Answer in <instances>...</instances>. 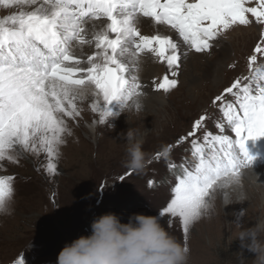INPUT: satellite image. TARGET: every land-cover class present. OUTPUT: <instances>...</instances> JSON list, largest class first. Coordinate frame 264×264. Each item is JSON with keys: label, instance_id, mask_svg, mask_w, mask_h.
I'll return each instance as SVG.
<instances>
[{"label": "snow or ice", "instance_id": "1", "mask_svg": "<svg viewBox=\"0 0 264 264\" xmlns=\"http://www.w3.org/2000/svg\"><path fill=\"white\" fill-rule=\"evenodd\" d=\"M251 4L253 0H0L9 10L0 17V168L4 161L17 163L25 154L43 153L47 173L57 175L60 147L72 134L66 118L81 116L80 103L91 98L90 109L100 124L114 115V102L120 110H139L140 97L146 95L137 75L142 58L166 65L153 87L168 93L176 88L175 77L190 51L210 52L218 37L236 25H260V40L248 57L249 74L237 77L212 101L222 114L216 124L219 134L204 131L199 136L208 119L201 115L176 141L190 144L196 163L191 168L168 165L181 171L160 215L178 218L189 250L190 225L204 215L217 191H224L227 201L225 190L240 185L243 170L254 159L247 142L264 137V64L258 63L264 60V0ZM144 20L151 34L141 31ZM226 128L233 135L224 134ZM172 147L157 152L156 159ZM14 179L0 175V206L12 200ZM13 264H24L21 255Z\"/></svg>", "mask_w": 264, "mask_h": 264}, {"label": "rangeland", "instance_id": "2", "mask_svg": "<svg viewBox=\"0 0 264 264\" xmlns=\"http://www.w3.org/2000/svg\"><path fill=\"white\" fill-rule=\"evenodd\" d=\"M249 6H255L254 0ZM0 13L5 16L9 10L0 8ZM261 30L262 26L255 23L248 26L236 25L219 36L228 43L227 55L222 56L219 47H213L210 52L205 53L192 51L200 54L201 62L206 59L214 64L223 58L218 63V71L210 79L200 82L201 87L196 89L190 88L185 80H178L176 88L168 93L163 92L167 102L162 107L155 100L150 90L151 85H148V90H143L146 95L140 97V109L129 107L133 113L132 119L141 123L143 118L148 119L160 111L159 119L162 121L154 128L147 125V122L141 126L142 129L139 126L135 129L137 138L139 134L142 135L143 149L151 157L143 172L136 173L123 166L126 142L121 129L125 125L120 119L127 108L120 110L119 106L115 107L114 115L109 117L108 122L91 139L78 127L76 121L69 119L72 122V127H69L72 134L67 137L70 141L65 140L64 147H60L62 152L57 162L58 174L55 176L47 173V159L43 153L39 156L25 154L17 163L4 161L0 175H11L15 179L14 196L9 202L12 214L0 215V264H13L18 255H21L24 264H56L58 253L64 245L81 235H89L94 217L107 212L121 216V221L125 223L133 213L157 216L165 229L184 244L183 228L178 218L160 215V210L171 198L176 175L181 171L179 167L169 170L168 165L173 163L179 166L183 163L191 168L196 163L191 155L190 144L185 141L177 145L176 141L192 130L193 122L201 115L208 117L203 128L216 120V124L219 122L222 114L212 101L237 77L249 74L248 57L260 40ZM258 63L264 64V60ZM143 106H147V109H143ZM86 115L90 117L89 113ZM208 130L219 134L216 125ZM230 132L226 128V134L233 135ZM203 134L202 129L199 136L202 137ZM256 140L262 142V145L257 146L253 140H249L247 145L252 146L251 150L254 152L264 151V137ZM168 145H172V149L157 160L155 154L163 152ZM122 176L123 180L120 179ZM149 180L153 181L151 188L148 186ZM218 194L219 192L214 193L212 199V210L216 217L221 215L219 211L224 213L217 203ZM257 212L258 214L255 212L250 217L243 214L236 229L233 228V216L230 224L225 213L222 214L221 227L219 221L213 218L210 228L206 222V214L202 215L189 228L188 264H254V254L247 250H244L243 261L240 259V244L236 240V234L241 227L257 223V216H260L261 211ZM262 217L264 221V215ZM168 219H172L171 225L168 224ZM196 227L202 230L199 231Z\"/></svg>", "mask_w": 264, "mask_h": 264}, {"label": "clouds", "instance_id": "3", "mask_svg": "<svg viewBox=\"0 0 264 264\" xmlns=\"http://www.w3.org/2000/svg\"><path fill=\"white\" fill-rule=\"evenodd\" d=\"M122 135L126 142L123 166L136 173L143 172L151 160L143 149V141L137 138L133 127ZM213 207L211 199L203 209L204 214ZM12 211L9 203L0 206V215H11ZM90 228L89 235H81L64 245L56 264H188L189 250L165 229L157 216L133 213L125 223L121 216L107 212L94 217ZM236 240L242 261L247 250L254 254V264H264V221L241 227Z\"/></svg>", "mask_w": 264, "mask_h": 264}, {"label": "bare ground", "instance_id": "4", "mask_svg": "<svg viewBox=\"0 0 264 264\" xmlns=\"http://www.w3.org/2000/svg\"><path fill=\"white\" fill-rule=\"evenodd\" d=\"M0 8H3V7L0 6ZM0 17H3V15L1 13H0ZM141 31L144 34H151V30H150V27H149V22L147 20H144V22L141 24ZM165 34L175 36L174 32H166ZM227 44L228 43L225 40L220 39L218 37V39L214 42V46L213 47L221 48L220 49L221 50L220 53L223 56V55H227L228 54V45ZM238 54H239V52H238ZM199 57H201L200 54H196L195 52L190 51L189 54H188V57L181 64L178 76L175 77L177 80H181V79L185 80L187 82V84L190 86V88H192V89L198 88V86H200L199 83L204 81L205 79H207V80L210 79L212 77L213 73L218 71V63H221V61L223 60V58L219 57L220 58V59H218L219 62L213 64L212 62L207 61L205 59V57H204V59H205L204 62H201L200 61L201 59ZM236 61H238V60H236ZM201 64H204V65H201ZM185 66H186V68H185ZM165 71H166V65L155 63V62H153V60L151 58H142L141 63H140V71L137 73V75L139 77V82L142 85H146V87H144L143 90L144 89L148 90V85H151L150 90L152 91L153 95L155 96V100L157 101V103L161 104V106L159 105L160 107H162L167 102V99H166V97H165V95L163 93V90H155L154 89L153 80L154 79L159 80V78L165 74ZM226 73H227V71H226ZM146 97H148V96H146ZM147 100H148V98H147ZM90 103H91V98L90 97H89V99L85 100L83 103H80L81 116L78 117L74 121H76L79 124L78 127H80L83 131H85L86 134L91 139L92 137H95L97 132L100 131L103 128L102 125H104L106 123L100 124L98 122L99 116H98V114L93 113L91 111L90 106H89ZM147 103L151 104L152 102H147ZM118 106L119 105L114 102V104L111 106L112 110H115L116 109L115 107H118ZM147 106H145V107L143 106V109L146 110ZM126 111L127 112L125 113V115H123V117L120 119V121L122 123H124V125H125L124 128L121 129V133L122 134L125 133L129 127H133L134 129H136L137 126H139L138 128L142 129L141 126L148 122L147 125H149L150 127L154 128V127L157 126L158 122H162L159 119V117H161V115L159 113L160 111L157 112L156 109H155V111L157 112L156 115H153V116L151 115L148 119L147 118H143L144 121H142L141 123L140 122L139 123L135 122V119H132L131 116H132L133 113L130 112V108H127ZM87 113H89L90 117H88L86 115ZM139 114L141 115V113H139ZM69 119L70 118H66L68 127H70L71 123H72L71 121H69ZM127 120H128V122H127ZM216 122H217V120L212 122V123H210L208 126L204 127L203 130L204 131H209L208 129L210 127L216 125ZM161 125H162V127L164 126L163 123ZM224 134H226V130H225ZM68 136H70V135H66L65 138H64L66 140V142L68 140L70 141V139H68L69 138ZM75 136H77V135H75ZM75 136H74V138H75ZM138 138L142 139L143 137H142L141 134H139ZM71 139L74 140L73 138H71ZM74 144H76V143H74ZM63 147H64V144H63ZM60 152H62V151H60ZM63 153H64V151H63ZM249 154L251 156H253L254 159L251 161L250 167L243 170V176L241 178L240 185L236 186V187H230V188L225 190L227 192V201L225 200V192L224 191H217V192H219V194H218L219 195V197H218L219 199H218L217 203L220 205L221 209L224 210L225 214L222 213V210H221V212L219 211L218 213L221 214V215L224 214V216L229 220L230 224H232L230 219L233 216L234 217V219H233V228H235V229L238 228V224L240 223L239 222L240 221V217L243 216V214H244V216L247 215L246 217H248V216L250 217L252 214H255V212L258 214L257 210H260L261 213L259 214L260 216H257V222L258 221H262L263 220L262 216L264 215V152L262 150H260L258 153H254V152L249 151ZM212 199H214V195H213ZM213 210H211L210 213H206V220H207L206 222H208L209 227L212 228V225H213L212 223L213 222H211V221L213 220V218H216L219 221V224H220V227H221L222 226L221 215L216 217V215L213 214L214 213ZM208 215H210L209 218H208ZM208 219H209V221H208ZM199 228L196 227L197 230H199ZM206 228H208V227H206ZM201 230L202 229H200L199 231H201ZM199 231H198V235H199Z\"/></svg>", "mask_w": 264, "mask_h": 264}]
</instances>
